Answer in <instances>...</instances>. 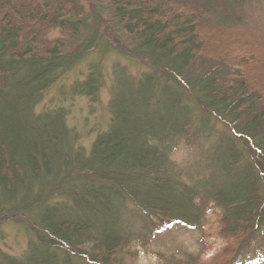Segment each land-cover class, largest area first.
Returning a JSON list of instances; mask_svg holds the SVG:
<instances>
[{
  "label": "trees",
  "instance_id": "1",
  "mask_svg": "<svg viewBox=\"0 0 264 264\" xmlns=\"http://www.w3.org/2000/svg\"><path fill=\"white\" fill-rule=\"evenodd\" d=\"M223 2L110 0L129 52L151 70L114 65L109 124L85 148L65 108L39 107L106 42L98 29L85 36L78 0H0V264H129L138 243L201 229L212 210L229 241L212 263L250 250L264 264V43L225 30L235 4ZM51 27L63 36L50 39ZM202 61L216 68L197 73ZM104 82L93 65L72 90L96 101ZM181 143L199 152L184 166L173 159ZM9 224L25 228L18 251Z\"/></svg>",
  "mask_w": 264,
  "mask_h": 264
},
{
  "label": "rangeland",
  "instance_id": "2",
  "mask_svg": "<svg viewBox=\"0 0 264 264\" xmlns=\"http://www.w3.org/2000/svg\"><path fill=\"white\" fill-rule=\"evenodd\" d=\"M83 5L87 29L85 36H89L95 29H98L99 36L106 43H102L99 48L94 47L90 54L79 60L70 69L66 70L59 76V80L45 94L44 101L39 109L63 107L67 112V123L69 127L75 129L77 144L85 148H90L97 135L107 128L111 111L109 103L111 100V86L114 79L113 68L117 62L121 65H128L129 71L133 75H138L146 70H151V63L142 57L135 56L129 52L131 45L128 42V36L120 30L119 26L112 20V8L110 0H78ZM235 4L231 10V19H226L223 23L227 29L239 28L246 37L254 36L257 41L264 43V0H243L238 4L236 0H230ZM215 4L224 5L223 0H215ZM63 32L59 27H51L48 30V37L54 39L62 37ZM84 36V37H85ZM108 43V45H107ZM77 42L72 46H76ZM115 48V49H114ZM115 50V51H113ZM253 48L250 49V52ZM243 53V50L241 51ZM216 62H198L195 66L196 72L200 73L211 68H216ZM93 65L104 73L105 82L99 92L96 101L87 96L76 95L72 86L76 82L85 80L90 73ZM212 65V66H211ZM234 66H221L220 71L235 73ZM235 71V72H234ZM199 155L195 149L186 147L181 143L175 150L173 159L181 166L193 162ZM21 220V216H17ZM22 225H27L22 221ZM217 216L212 210L209 220L201 229H189L183 226H176L157 234L147 245L140 243L138 246L137 256L129 264H177L180 259L185 260L188 256L195 259L194 264H215L212 260L215 257L223 255L222 250L229 241L224 238L217 227ZM7 231V241L10 247L18 251L25 245V228L20 231L17 227L9 224ZM235 242L236 240H231ZM259 240L252 243L255 249L259 246ZM249 252H251L249 250ZM249 252L238 258V264H252ZM221 262V261H220Z\"/></svg>",
  "mask_w": 264,
  "mask_h": 264
}]
</instances>
